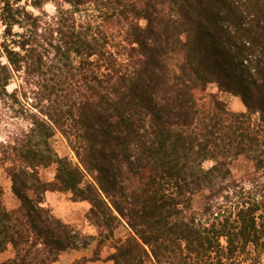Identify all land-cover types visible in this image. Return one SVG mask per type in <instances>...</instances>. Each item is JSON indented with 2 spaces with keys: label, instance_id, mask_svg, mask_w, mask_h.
I'll list each match as a JSON object with an SVG mask.
<instances>
[{
  "label": "trees",
  "instance_id": "trees-1",
  "mask_svg": "<svg viewBox=\"0 0 264 264\" xmlns=\"http://www.w3.org/2000/svg\"><path fill=\"white\" fill-rule=\"evenodd\" d=\"M0 25V97L28 122L0 142L19 202L8 210L0 185V254L13 251L0 264L88 248L93 237L44 206L48 192L89 205L99 245L125 222L113 264H259L264 184H232L229 166L264 170V0H0Z\"/></svg>",
  "mask_w": 264,
  "mask_h": 264
},
{
  "label": "rangeland",
  "instance_id": "rangeland-1",
  "mask_svg": "<svg viewBox=\"0 0 264 264\" xmlns=\"http://www.w3.org/2000/svg\"><path fill=\"white\" fill-rule=\"evenodd\" d=\"M44 10L52 15L54 7L47 4ZM37 13V12H35ZM3 32V27L0 25V35ZM21 84V79L14 78L12 83L7 87V91L11 92L18 88ZM210 91L216 92V88H210ZM221 99L226 102L227 108L231 112H242L245 110L241 100L230 95H220ZM32 100H28V104ZM13 113L9 109V101L7 98L0 97V142H7L15 134L19 135L26 131L28 122L23 118H12ZM51 144L60 157H68L75 161L72 152L67 146L63 137L56 133L51 139ZM212 163L208 162L205 167H210ZM230 182L237 184L246 190L254 189L257 186L264 184V170L257 171L253 164L244 160L238 159L233 161L229 166ZM55 173V167L51 166L46 169H40V177L44 181H52ZM0 185L3 189V200L5 207L8 210H16L19 208V202L11 192V183L7 178L4 168L0 166ZM44 206L49 208L52 214L59 218L63 223L70 225L82 236L93 237L90 245L86 249H79L76 251H69L62 254L58 261L54 264H70L78 259H85L86 264H113L108 261V256L113 252V244L119 240H125L130 236L129 229L125 222H123L114 233V240L106 242L101 245L98 244L99 232L90 225L85 215L88 211L89 205L87 203H74L70 200L68 194L63 193H46L44 194ZM205 199L203 196H197L192 200V210H199L203 207ZM255 258H258L259 264H264V252L257 251L254 253ZM13 257V251L9 247L4 253L0 254V261H6ZM146 264H155L152 260L146 261Z\"/></svg>",
  "mask_w": 264,
  "mask_h": 264
}]
</instances>
